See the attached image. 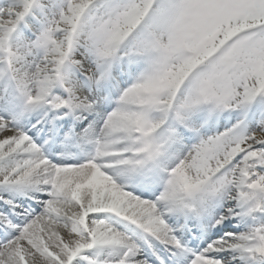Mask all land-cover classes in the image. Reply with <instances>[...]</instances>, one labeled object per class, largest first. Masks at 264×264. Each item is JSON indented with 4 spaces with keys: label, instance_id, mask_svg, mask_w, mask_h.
<instances>
[{
    "label": "snow or ice",
    "instance_id": "1",
    "mask_svg": "<svg viewBox=\"0 0 264 264\" xmlns=\"http://www.w3.org/2000/svg\"><path fill=\"white\" fill-rule=\"evenodd\" d=\"M0 264H264V0H0Z\"/></svg>",
    "mask_w": 264,
    "mask_h": 264
}]
</instances>
